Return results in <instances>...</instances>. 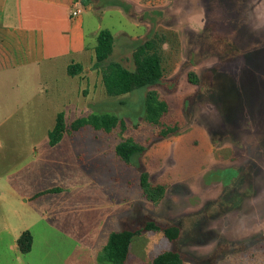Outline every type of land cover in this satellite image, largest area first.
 Returning a JSON list of instances; mask_svg holds the SVG:
<instances>
[{"label": "rangeland", "instance_id": "374dc122", "mask_svg": "<svg viewBox=\"0 0 264 264\" xmlns=\"http://www.w3.org/2000/svg\"><path fill=\"white\" fill-rule=\"evenodd\" d=\"M90 1L81 7L88 52L73 81L61 67L23 72L17 83L34 96L7 106L0 88V230L29 227L33 237L21 255L2 233L0 264H58L69 249L56 244L73 238H93L94 264H112L101 250L109 233L147 223L175 225L180 237L154 243L157 235L135 236L131 256L141 264L164 250L182 253L183 264H264V0H124L133 16L115 0ZM100 30L114 38L106 63L128 69L136 45L164 36L163 81L153 90L168 102L166 121L178 123L177 135L156 138L145 121L147 90L105 94L93 67ZM189 72L202 86L188 83ZM57 86L74 95L77 87L78 111L67 114ZM7 107L21 109L9 114ZM57 112L66 125L110 114L123 127L106 134L87 126L49 146ZM123 139L144 152L121 161L115 146ZM143 172L167 187L162 200L143 197Z\"/></svg>", "mask_w": 264, "mask_h": 264}, {"label": "trees", "instance_id": "16d2710c", "mask_svg": "<svg viewBox=\"0 0 264 264\" xmlns=\"http://www.w3.org/2000/svg\"><path fill=\"white\" fill-rule=\"evenodd\" d=\"M77 1L83 8L88 7L91 2L90 0L88 2ZM115 1H117V6H121L130 16L134 15L131 6L126 1ZM115 1H112V5L116 4ZM110 3L108 2L107 5H111ZM164 44V36L157 33L142 40L132 51V69H128L115 61L106 63L112 54L114 45V38L108 30H100L97 33L94 47L95 62L93 67L99 70L101 83L108 97H118L139 90H147L144 99L145 121L154 128L155 136L158 139H167L180 132L178 123L166 121V117L170 113L168 102L157 91L153 90L163 81L162 46ZM82 69L81 64H70L67 67V75L70 77L77 76ZM187 81L195 87L202 86L192 72L187 74ZM87 126L110 134L117 127L122 128L123 122L110 114H90L86 117L77 118L66 125L64 115L58 113L53 129L48 132V144L54 146L64 135L70 137ZM144 150V146L138 145L130 139H123L115 146V155L121 161L129 162L135 154L142 153ZM139 185L143 197L151 202L162 200L167 189L164 185L151 184L147 172L140 174ZM148 231L158 232L169 241H176L180 237V229L177 226H163L155 223H147L142 228L134 230L113 232L108 236L103 248L107 260L112 264H125L132 239ZM16 246L20 254L29 253L32 247L31 234L28 231L22 232L16 240ZM152 264H183L182 253L170 250L162 252L152 260Z\"/></svg>", "mask_w": 264, "mask_h": 264}, {"label": "crops", "instance_id": "0c3cea01", "mask_svg": "<svg viewBox=\"0 0 264 264\" xmlns=\"http://www.w3.org/2000/svg\"><path fill=\"white\" fill-rule=\"evenodd\" d=\"M76 7L81 9L77 0H0V88L5 99L3 102L5 106L11 103H30L34 96V92H27L28 88L25 83H17L20 82L17 81V77H23L21 73L41 72L45 67H50L49 69L61 67L67 73V67L70 64L78 63L83 66L84 56L88 49L85 44L82 9L79 15L71 16V10ZM75 77L77 76H69L68 79L73 81ZM21 89L23 91L20 92ZM75 89L76 94L74 95L73 90L64 93L58 86L56 87V90H59L56 95L67 100L65 101L68 105L65 109L67 114L78 111V90L77 87ZM38 93L43 94L41 90ZM44 95L46 98L47 93ZM6 109L9 114H17L21 108L14 110L12 107H7ZM42 217L45 220L49 218L46 214ZM116 221L119 224L122 223L121 219ZM6 224V230H0V235L8 232L12 237L13 247L17 248V238L24 231L30 233L29 227L15 226L13 228L8 223ZM49 224L51 225V223ZM121 230L126 229L121 228ZM59 232L62 234L61 238L64 239L63 232ZM113 232L118 231H112L109 235ZM147 233L150 234V237L157 235L158 238L154 239V243L164 238L158 232L148 231ZM56 245L69 249V252L65 254H58V264H88L90 262L94 264L95 262V252H90L97 248V243L93 241V238L91 242L88 240L79 242L74 238L73 240H62ZM131 249L132 241L125 264H141L137 256H131ZM165 251L167 250L161 251V253ZM49 255L50 253L42 259L44 263L50 260ZM157 255L148 258L150 264ZM19 263H23V260Z\"/></svg>", "mask_w": 264, "mask_h": 264}, {"label": "built area", "instance_id": "2783aa9c", "mask_svg": "<svg viewBox=\"0 0 264 264\" xmlns=\"http://www.w3.org/2000/svg\"><path fill=\"white\" fill-rule=\"evenodd\" d=\"M81 13L80 7H76L73 10H71V16H77Z\"/></svg>", "mask_w": 264, "mask_h": 264}]
</instances>
